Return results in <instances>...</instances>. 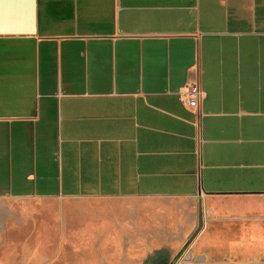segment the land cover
<instances>
[{
    "label": "crops",
    "instance_id": "1",
    "mask_svg": "<svg viewBox=\"0 0 264 264\" xmlns=\"http://www.w3.org/2000/svg\"><path fill=\"white\" fill-rule=\"evenodd\" d=\"M251 212L264 0H0V262L172 263Z\"/></svg>",
    "mask_w": 264,
    "mask_h": 264
},
{
    "label": "rangeland",
    "instance_id": "2",
    "mask_svg": "<svg viewBox=\"0 0 264 264\" xmlns=\"http://www.w3.org/2000/svg\"><path fill=\"white\" fill-rule=\"evenodd\" d=\"M194 242L174 262L162 264H264V213H242L240 219L232 223L211 225L205 229L202 240L197 245H193ZM0 264L74 263L19 260Z\"/></svg>",
    "mask_w": 264,
    "mask_h": 264
},
{
    "label": "built area",
    "instance_id": "3",
    "mask_svg": "<svg viewBox=\"0 0 264 264\" xmlns=\"http://www.w3.org/2000/svg\"><path fill=\"white\" fill-rule=\"evenodd\" d=\"M189 107L197 108L200 105V101L204 98L200 85L197 82L191 83L184 94Z\"/></svg>",
    "mask_w": 264,
    "mask_h": 264
},
{
    "label": "water",
    "instance_id": "4",
    "mask_svg": "<svg viewBox=\"0 0 264 264\" xmlns=\"http://www.w3.org/2000/svg\"><path fill=\"white\" fill-rule=\"evenodd\" d=\"M202 226H203V214H201V217H200V223H199V229H198L196 235L199 234V232H200L201 229H202Z\"/></svg>",
    "mask_w": 264,
    "mask_h": 264
}]
</instances>
